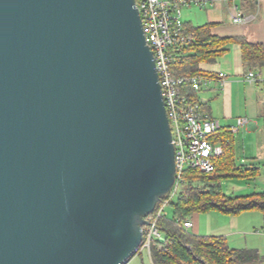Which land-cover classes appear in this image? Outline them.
<instances>
[{"label":"water","instance_id":"water-1","mask_svg":"<svg viewBox=\"0 0 264 264\" xmlns=\"http://www.w3.org/2000/svg\"><path fill=\"white\" fill-rule=\"evenodd\" d=\"M175 174L136 0H0V264H127Z\"/></svg>","mask_w":264,"mask_h":264},{"label":"crops","instance_id":"crops-1","mask_svg":"<svg viewBox=\"0 0 264 264\" xmlns=\"http://www.w3.org/2000/svg\"><path fill=\"white\" fill-rule=\"evenodd\" d=\"M236 3L241 13L249 18L247 21L233 22L229 6L218 3L204 8L186 6L187 10H183L185 25L196 28L211 24L210 32L214 37L245 39L251 44L264 47V0H236ZM199 69L213 80L203 86L196 97L202 102L205 111L219 120L220 131L231 132L234 160L247 175L235 179L245 181L248 186L253 183L256 188L248 194L233 191L232 195L264 192V66L246 65L242 45L233 42L217 60L201 62ZM220 72L225 73L222 79L219 77ZM251 72L255 73L256 80L247 79ZM239 119H245L246 122L235 131L233 127L238 125ZM218 213L225 217L222 219L227 227H224L223 232L218 233L210 227L206 229L209 231H205L199 221L194 233L222 236L232 249L256 251L259 258L244 264H264V210L252 209L236 215ZM149 257L154 264L150 251Z\"/></svg>","mask_w":264,"mask_h":264},{"label":"trees","instance_id":"trees-1","mask_svg":"<svg viewBox=\"0 0 264 264\" xmlns=\"http://www.w3.org/2000/svg\"><path fill=\"white\" fill-rule=\"evenodd\" d=\"M185 26L186 30L193 34V38L188 45L177 52L174 62V72L177 76L204 74L199 69V64L217 60L233 42L242 45L243 60L246 65L264 66L262 45L251 44L245 39L214 37L210 32L211 24L196 28ZM192 95L197 98L195 91ZM213 140L225 146L224 153L215 160V171L204 173L195 168L187 169L184 182L169 204L173 206L174 218L169 219L164 216L158 219L157 226L163 238L151 246L150 252L154 264H244L259 258L256 251L230 248L222 236L197 235L184 226V222L191 220L190 217L197 212L217 210L236 215L252 209L264 210V192L241 196L225 193L222 184L224 179L247 175L234 160L231 132L219 131ZM228 141H231V144H228ZM160 203L161 200L158 206L161 205Z\"/></svg>","mask_w":264,"mask_h":264},{"label":"built area","instance_id":"built-area-1","mask_svg":"<svg viewBox=\"0 0 264 264\" xmlns=\"http://www.w3.org/2000/svg\"><path fill=\"white\" fill-rule=\"evenodd\" d=\"M136 3L143 21L147 43L153 51L171 126L176 163L174 185L161 199V205L147 217L149 224L143 228L144 240L138 253L141 248H148L150 251L153 244L162 240L163 234L157 222L159 218L167 215L165 208L184 182L185 171L195 168L204 173H212L216 169L215 160L224 153V146L213 140L221 129L219 120L205 111L202 102L192 95L193 91L197 93L213 78L205 74L177 76L174 72L177 52L188 45L193 38V34L186 30L183 8L191 5L204 8L208 5L225 3L229 6L233 22L242 23L249 18L241 13L236 0H136ZM219 77L224 78L225 73L220 72ZM247 79L256 80L255 73H249ZM245 122V119H239L238 125L234 126L233 130H238ZM184 226L192 228V220H186Z\"/></svg>","mask_w":264,"mask_h":264},{"label":"rangeland","instance_id":"rangeland-1","mask_svg":"<svg viewBox=\"0 0 264 264\" xmlns=\"http://www.w3.org/2000/svg\"><path fill=\"white\" fill-rule=\"evenodd\" d=\"M184 12L187 10L185 9V7L183 8ZM223 184V189L225 191L226 194L228 195H232L233 191L234 193L237 194H248L251 193L253 190H255V185L252 183L250 186H248L246 184L245 181L243 180H238L235 178L232 179H224L222 181ZM244 185L241 186V185ZM165 211L167 213V217L169 219H173L174 218V209L172 205H168L165 208ZM220 216V217H218ZM225 218L224 215H222V213H218V211L216 210H211L208 212H197L194 213L190 219L193 221L194 226L192 228H190V231L194 233V230H196L195 225H198V222L200 221L202 229L205 231H209V229L213 230V231H218V233L223 232V229L226 225V223H224L223 219ZM222 220V221H221ZM219 224V225H218ZM210 227V228H209ZM207 228H209L208 230H206ZM196 234V233H195ZM199 235V234H197ZM201 236H206V235H201ZM128 264H152V261L149 257V249L148 248H141L140 252L137 253Z\"/></svg>","mask_w":264,"mask_h":264}]
</instances>
